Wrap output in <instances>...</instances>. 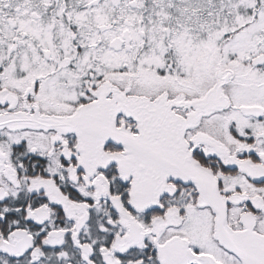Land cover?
<instances>
[{"label": "snow or ice", "instance_id": "snow-or-ice-1", "mask_svg": "<svg viewBox=\"0 0 264 264\" xmlns=\"http://www.w3.org/2000/svg\"><path fill=\"white\" fill-rule=\"evenodd\" d=\"M0 264H264V0H0Z\"/></svg>", "mask_w": 264, "mask_h": 264}]
</instances>
